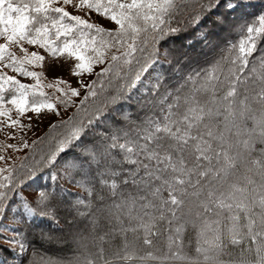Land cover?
Here are the masks:
<instances>
[{"label": "snow or ice", "instance_id": "snow-or-ice-1", "mask_svg": "<svg viewBox=\"0 0 264 264\" xmlns=\"http://www.w3.org/2000/svg\"><path fill=\"white\" fill-rule=\"evenodd\" d=\"M0 132V264H264V0H0Z\"/></svg>", "mask_w": 264, "mask_h": 264}, {"label": "trees", "instance_id": "trees-1", "mask_svg": "<svg viewBox=\"0 0 264 264\" xmlns=\"http://www.w3.org/2000/svg\"><path fill=\"white\" fill-rule=\"evenodd\" d=\"M239 37H235V42H238ZM71 115V113H69ZM49 131V128L45 131L44 134H42V137ZM28 154V153H27ZM26 154V155H27ZM167 233H165L163 230L158 236L152 237L153 244L151 246L149 245H143L142 243L138 244L139 255H145L148 252H152L154 256H165L170 255L169 249H168V241H167ZM175 247L173 248V251H175ZM182 253L187 254L188 256L195 257V241L190 240L188 235L186 234L183 240V248L181 249ZM148 264H160L159 260H149ZM164 264H185L183 261L179 260H166L164 261Z\"/></svg>", "mask_w": 264, "mask_h": 264}, {"label": "rangeland", "instance_id": "rangeland-1", "mask_svg": "<svg viewBox=\"0 0 264 264\" xmlns=\"http://www.w3.org/2000/svg\"><path fill=\"white\" fill-rule=\"evenodd\" d=\"M45 74H46V76H48L49 79H51L53 77V72H51V71H46ZM25 82H31V81L26 80ZM48 123H49V118H45L43 121L34 120L32 122L33 126L31 128V130H26L24 133V135L27 137L29 142L40 138L42 136V134H44L45 131L49 128ZM0 141H5L8 143H17L18 142L17 140H9L4 135L3 132H0ZM28 152H29V149L22 148L19 152L11 153V155H13L17 158H20V157L25 156ZM9 162H11V161H9ZM0 163H2V162H0Z\"/></svg>", "mask_w": 264, "mask_h": 264}]
</instances>
